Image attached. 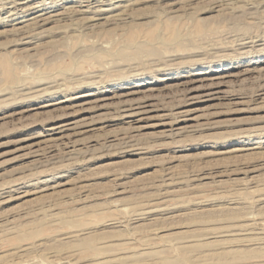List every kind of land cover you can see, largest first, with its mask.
Masks as SVG:
<instances>
[{
    "label": "rangeland",
    "instance_id": "rangeland-1",
    "mask_svg": "<svg viewBox=\"0 0 264 264\" xmlns=\"http://www.w3.org/2000/svg\"><path fill=\"white\" fill-rule=\"evenodd\" d=\"M93 1L0 0V264H91L123 246L226 262L214 246L192 251L208 232L258 238L233 248L264 264V0ZM214 76L228 98L189 103L181 83ZM143 96L152 109L130 122L123 100ZM83 100L73 144L38 142Z\"/></svg>",
    "mask_w": 264,
    "mask_h": 264
},
{
    "label": "bare ground",
    "instance_id": "bare-ground-1",
    "mask_svg": "<svg viewBox=\"0 0 264 264\" xmlns=\"http://www.w3.org/2000/svg\"><path fill=\"white\" fill-rule=\"evenodd\" d=\"M95 1V0H94ZM93 1V2H94ZM99 1V0H98ZM113 1V0H112ZM111 1V2H112ZM131 3H132V0H130ZM21 2V1H20ZM97 2V1H96ZM128 3V2H127ZM130 3V2H129ZM20 4V3H19ZM119 4V3H117ZM116 4V5H117ZM126 4V3H125ZM124 4V5H125ZM31 5V4H30ZM35 5H38V4H35ZM91 5V4H90ZM96 5V4H95ZM115 5V6H116ZM123 5V6H124ZM25 6V5H23ZM28 6V5H26ZM81 6V5H80ZM120 6V5H119ZM131 6V5H130ZM87 7V6H86ZM90 7V6H89ZM100 7V6H99ZM112 7V6H111ZM122 7V6H121ZM14 8V7H13ZM104 8V7H103ZM102 8V9H103ZM108 8V7H107ZM116 8V7H115ZM125 8V7H124ZM23 9V8H22ZM26 9V8H25ZM23 9V10H25ZM96 9V7H95ZM100 9V8H99ZM98 9V11H99ZM12 10V8H11ZM15 10V9H14ZM36 10V9H35ZM39 10V9H38ZM51 10V9H50ZM80 10H86L85 9H81ZM79 8H78V11H80ZM91 10V9H90ZM97 10V9H96ZM101 10V9H100ZM93 11V9H92ZM110 11V10H108ZM15 12V11H14ZM32 12V11H31ZM35 12V11H34ZM58 12V11H57ZM60 12V11H59ZM62 12V11H61ZM81 12V13H82ZM75 13V12H74ZM94 13V12H93ZM38 14V13H37ZM50 14V13H49ZM52 14V13H51ZM58 14V13H57ZM60 14V13H59ZM36 15V13H35ZM54 15V14H53ZM57 16V15H56ZM59 16V15H58ZM57 16V19H59ZM34 17V15H33ZM48 17H51V16H48ZM60 17V16H59ZM63 17V16H62ZM105 17V16H104ZM119 16H117L118 18ZM30 18V17H29ZM32 18V17H31ZM30 18V20H32ZM54 18V17H53ZM52 18V19H53ZM56 18V17H55ZM61 18V17H60ZM28 19V18H27ZM33 19H36L35 17ZM47 19V17H43L42 14H39L37 15V20L36 21H45ZM79 19V18H78ZM56 20V19H53V21ZM108 20V19H107ZM13 21V20H12ZM34 21V20H33ZM50 21V20H49ZM120 21V20H119ZM48 22V20H47ZM96 22V21H95ZM28 23V22H27ZM40 23V22H39ZM38 23V24H39ZM46 23V22H45ZM30 24V23H29ZM44 24V23H43ZM92 24V23H91ZM32 25V24H31ZM40 25V24H39ZM94 25V24H93ZM88 26V25H87ZM170 30H171V26H169ZM168 28V29H169ZM173 28V26H172ZM178 28V27H177ZM174 30V29H173ZM172 30V31H173ZM178 31V30H177ZM175 34V33H174ZM146 35V34H145ZM147 36V35H146ZM151 36H154V39L155 36L158 37L156 34H154V32L151 33ZM150 37V36H149ZM250 45V44H249ZM252 45V44H251ZM256 48V47H255ZM153 49V48H151ZM155 49V48H154ZM157 51V50H156ZM242 52V51H241ZM198 59V58H196ZM193 60V59H191ZM199 60V59H198ZM190 62V61H189ZM234 66V65H232ZM229 69V68H228ZM250 69V68H249ZM247 70V69H245ZM252 70V69H251ZM224 74H226L224 77H233L234 76V73H230L228 71H226ZM223 74V75H224ZM203 75V74H202ZM204 77V76H203ZM208 78V77H207ZM241 78V77H240ZM249 78V77H247ZM199 79V78H197ZM201 80V79H199ZM199 80H196V81H199ZM210 82H208V84H205L204 82L197 84L195 85L194 82H195V79L194 81L193 80H190L191 82H189V80H187V82H182L181 83V87H183V89H181V91H183L184 95L187 97L189 103H192L193 105H196V103H198V101H212V100H219V99H223V98H228L229 95H226V91H222L219 89V87L224 84L225 81H223L222 77L220 79V76H214V77H211L208 79ZM95 81V80H94ZM186 81V80H185ZM234 82V81H233ZM191 83V84H190ZM190 84V85H188ZM150 88V87H148ZM151 91H154L155 88H151L150 89ZM139 91V90H138ZM149 91V90H148ZM157 91V90H156ZM136 92V91H135ZM142 92V91H141ZM160 92V91H159ZM42 93V92H41ZM127 93V92H126ZM139 93V92H138ZM143 93V92H142ZM85 95H95V92H91V93H84ZM83 95H76V97H83ZM99 94V93H98ZM128 94V93H127ZM131 94V93H130ZM153 94V93H152ZM145 95V94H144ZM124 96V95H122ZM74 97V98H76ZM112 97V96H111ZM70 98H71V95H70ZM152 98V97H151ZM150 96H143L142 99H139L138 100H126L124 99L123 100V104H122V108L123 109V115H124V118H128L129 121H139L140 119H143V118H134L135 116H138L139 114H147V113H150L149 111H151L152 109V103H151V99ZM178 98V97H177ZM69 98L65 97L63 100L60 99V101H56L57 103L59 102H64L66 100H68ZM107 99H110L109 96L107 97H102V98H96L93 102L94 103H98V102H103ZM201 99V100H200ZM79 100V99H78ZM176 101V100H175ZM54 102V101H53ZM91 101H87V100H83L81 102H78L76 105L75 104H72V106L70 105H64V108L61 109L60 113L58 115H55L53 116L52 118H50L51 120H55L54 122L52 121V123H48L50 124L49 126H47V128H45L46 130L44 131V133L40 134L39 137L40 140H38V142H40L41 144H43L45 147H50L52 146L53 144L59 142V143H62L67 145L68 143H71L73 144V140L74 139L72 136L77 134V130L76 131H73L72 133H70L71 131L70 130H75L77 128H79L80 126L82 125H85L84 122H82L81 119H76V116H75V113H77L78 111H87L88 110V105L93 103ZM108 102V101H107ZM106 102V103H107ZM52 103V102H51ZM105 103V105H106ZM110 103V102H109ZM49 104V103H48ZM71 104V103H70ZM102 104V103H100ZM99 104V105H100ZM104 104V103H103ZM102 104V105H103ZM179 104V103H178ZM55 105V104H54ZM96 105V104H95ZM177 105V104H176ZM98 106V105H97ZM101 106V105H100ZM61 107V106H60ZM59 107V108H60ZM96 108V107H95ZM197 108V107H196ZM92 109V108H91ZM121 109V110H122ZM196 111V109H194ZM194 110H190V109H185V110H182V111H176L175 112V116L178 117V113L181 117H183V121H187V120H190L191 118L189 117L191 115V111L194 112ZM90 113V112H89ZM174 114V113H173ZM172 114V115H173ZM120 116V115H119ZM194 116V115H193ZM118 117V116H117ZM148 117V116H147ZM147 119V118H146ZM180 117H178V120L177 118L175 119L176 121L173 122V123H168V124H171L170 128L172 129V126L176 123L177 121L179 122L180 120ZM174 121V120H173ZM84 123V124H82ZM185 124V123H184ZM88 127V126H87ZM186 127V126H185ZM170 129V130H171ZM175 131H181L182 129H185L184 126H178V127H175L174 128ZM82 130V129H81ZM80 130V131H81ZM189 130V129H188ZM79 131V132H80ZM78 132V134H79ZM83 132V131H82ZM80 132V133H82ZM183 132V131H182ZM76 136V135H75ZM38 142H35L36 144L34 145H38L37 148L35 147L34 150L30 151V152H33V153H36V155L39 154V150H42L41 148H43L44 146H39ZM67 142V143H65ZM48 144H52V145H48ZM57 145V144H56ZM54 146V145H53ZM68 146V145H67ZM63 147H66L63 145ZM57 148V147H56ZM238 150V149H237ZM38 152V153H37ZM56 153V152H55ZM55 153H52V154H55ZM68 153V152H67ZM70 153V152H69ZM65 154V153H64ZM61 155V154H60ZM64 156V155H63ZM71 156V155H69ZM39 157V156H38ZM42 157V156H41ZM49 157V156H48ZM45 158V157H44ZM66 161V160H65ZM44 162V161H43ZM46 163V162H45ZM53 164V163H52ZM49 165V164H48ZM56 165V164H55ZM59 169V168H58ZM207 177V176H206ZM196 178V177H195ZM16 184V183H15ZM201 184V183H199ZM198 184V185H199ZM206 184V183H205ZM205 184H202L203 186ZM202 185H199V186H202ZM216 185V184H215ZM220 185V184H219ZM9 186V185H8ZM197 186V185H196ZM198 186V187H199ZM202 186V187H203ZM195 187V186H194ZM14 190V189H13ZM12 191L11 189L9 190V192ZM1 192V191H0ZM4 194V193H3ZM260 199V197L258 198ZM156 200V199H155ZM232 201V200H231ZM229 209H234V207H228ZM264 208V207H263ZM264 210V209H263ZM148 213V212H147ZM138 214V213H137ZM118 219V218H117ZM120 219V218H119ZM112 220H115V219H112ZM136 220V219H135ZM109 222V221H108ZM119 221H111L109 224H113L115 225L116 223H118ZM103 224V223H102ZM106 224V223H105ZM108 224V223H107ZM243 224V223H242ZM245 224V223H244ZM120 224H118L119 226ZM241 225V223H240ZM246 225V224H245ZM109 226V225H108ZM117 226V225H116ZM242 226V225H241ZM247 226V225H246ZM233 227V226H232ZM107 228V227H106ZM113 228V226H112ZM247 229H248V226H247ZM242 230V229H241ZM244 233L241 232L242 234H245V229H243ZM249 230V229H248ZM230 231V230H229ZM228 231V232H229ZM238 231V230H237ZM158 231H156V233L154 234H157ZM227 232V233H228ZM222 233V232H221ZM226 233V232H224ZM226 233V234H227ZM232 233V230L230 232V234ZM249 233V231H248ZM66 234V233H65ZM74 234V232L72 233V235ZM76 234V233H75ZM235 234V232H234ZM241 234V235H242ZM251 234V233H250ZM249 234V235H250ZM63 235V234H62ZM117 235V234H116ZM119 235V234H118ZM115 236V235H111V236H102L99 238V240H107L108 238L107 237H111L109 239H112V240H115V239H120L119 236ZM237 235V234H236ZM239 235V234H238ZM254 235V234H253ZM23 236V235H21ZM58 236V235H57ZM71 236V235H70ZM220 236L219 233H215V232H208V233H205L202 235V238L201 239H208V241H204L203 244L202 243H199L198 246L195 247V249H192V251L194 250L195 251V255H200L202 253V250L200 248H203V247H208V246H214L216 249H220V250H223L220 254V258L224 257L226 259V262L224 263H218V264H260V262H258L256 260V258L254 259V261L256 260V262L258 263H252L251 261H248V262H242L243 259L247 256L246 254H249L251 252H253L250 248L249 250L246 248V249H235L233 247H236V246H240V245H247L248 243L251 244L253 241L255 243H257V240L259 241L258 238H252V237H246L245 235L243 237H237V238H230V239H226V238H222V237H219L221 239H217L215 237H218ZM222 236V235H221ZM226 236V235H225ZM63 237V236H62ZM114 237V238H113ZM117 237V238H115ZM224 237V236H223ZM107 238V239H106ZM199 238V236H198ZM212 238H215L217 240H213ZM200 239V238H199ZM257 239V240H256ZM96 240V237H92V236H82L81 238H77V242L79 245H83L88 251L92 252L93 255H97L98 254V250L100 249L99 247L93 245L92 243ZM109 241V240H108ZM43 242V241H42ZM253 242V243H254ZM13 243V242H12ZM103 244H105V242H102ZM126 242H118L117 245H124ZM252 243V244H253ZM36 244V243H35ZM34 244V245H35ZM110 244V243H109ZM112 244V242H111ZM262 244V243H261ZM149 245V244H148ZM145 246V245H144ZM143 246V247H144ZM147 246V245H146ZM145 246V247H146ZM173 246V245H172ZM192 246V245H191ZM20 247H23L22 249L20 250H23V251H28L31 249V245H24V246H20ZM144 247V248H145ZM152 246H150L151 248ZM175 247V246H174ZM178 247V246H177ZM176 248V247H175ZM194 248V247H192ZM1 250V249H0ZM3 250V249H2ZM19 250V251H20ZM127 247L126 246H123L121 247V249H119V252H117L116 254H114L113 256H111L110 258H105V257H100V256H97V257H94L93 259V263L91 264H201V262H203L204 260V256L206 254H203L201 255L199 259L195 260V263L191 260L190 256L188 255L187 252H182V255H177V256H173V255H170L169 253H164L165 251L163 252H160V251H156L155 253L151 254V255H141L140 252H136L137 254H132L131 255H124L125 252H126ZM148 250V249H147ZM185 250V249H184ZM18 251V252H19ZM171 251V250H170ZM174 251V250H173ZM183 251V250H182ZM132 252V251H131ZM146 251L144 250L143 253H145ZM176 252V250H175ZM127 253V252H126ZM130 253V252H129ZM145 254H148V253H145ZM179 254V253H178ZM175 255V254H174ZM212 255V253H211ZM232 256V257H231ZM259 257V256H257ZM253 260V259H251ZM90 261V260H89ZM84 263V262H83ZM262 263V262H261ZM89 264V263H88Z\"/></svg>",
    "mask_w": 264,
    "mask_h": 264
}]
</instances>
